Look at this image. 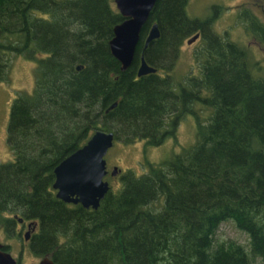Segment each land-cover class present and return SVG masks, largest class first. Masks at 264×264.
<instances>
[{"label":"trees","instance_id":"trees-1","mask_svg":"<svg viewBox=\"0 0 264 264\" xmlns=\"http://www.w3.org/2000/svg\"><path fill=\"white\" fill-rule=\"evenodd\" d=\"M189 0H157L131 66L109 40L125 17L114 0H0V81L12 61L36 62L35 84L14 99L8 125L13 159L0 162V219L36 221L31 250L56 264H254L264 259V65L248 45L190 17ZM248 32L264 44V22L244 8ZM240 13V14H241ZM145 51L160 71L139 75ZM197 32L200 73L173 74L184 40ZM82 65L77 68V65ZM118 104L110 108V105ZM197 103L209 109L201 118ZM197 119L194 143L148 170L127 169L97 208L66 202L54 169L98 128L116 139L159 145L182 119ZM234 220L247 244L217 239Z\"/></svg>","mask_w":264,"mask_h":264},{"label":"rangeland","instance_id":"rangeland-1","mask_svg":"<svg viewBox=\"0 0 264 264\" xmlns=\"http://www.w3.org/2000/svg\"><path fill=\"white\" fill-rule=\"evenodd\" d=\"M245 7L251 9L264 22V0H189L186 9L190 17L204 18L212 15L214 17L213 28L219 34L228 36L240 44L248 45L252 53V62L264 65V44L248 32L243 12L241 13ZM191 36L185 38L174 62L172 71L176 80H182L184 76L191 73L193 75L200 73L196 51L202 45L203 40L199 37L193 43H189L187 40ZM35 69L34 60L17 56L12 61L9 78L0 81V162L10 161L14 157L8 142L11 106L21 90H32L36 78ZM196 105L201 118L205 119L210 112L209 109L202 103ZM123 136L122 139L115 140L106 154L109 168L106 179L115 187L120 185L121 172L133 169L137 174H141L148 170V161L159 163L172 157L183 147L194 143L197 136V119L193 114L186 115L180 122L176 133L167 137L159 145H150L146 139L142 138L133 142H125ZM115 165L121 168L116 175L111 173ZM6 224L11 226L10 223L0 219V242L10 245L9 250L20 259V264L37 262L41 256L31 250L30 241L13 233L10 227H6ZM216 237L219 240L233 238L245 244L249 241L247 231L239 228L231 219L220 224ZM254 264H264V259L258 258Z\"/></svg>","mask_w":264,"mask_h":264},{"label":"water","instance_id":"water-1","mask_svg":"<svg viewBox=\"0 0 264 264\" xmlns=\"http://www.w3.org/2000/svg\"><path fill=\"white\" fill-rule=\"evenodd\" d=\"M124 19L114 26V35L109 40L112 54L121 62V69L125 71L134 61L137 46L141 38V31L149 19L157 0H114ZM161 34L158 22H154L147 34L141 53L138 74L143 75L156 72L157 66L149 63L145 51L150 42ZM200 36V32L192 35L187 41L192 43ZM82 65H77L81 68ZM113 102L110 108L115 107ZM116 140L115 132L105 128H98L82 146L63 158L55 167V181L53 187L56 195L66 202L81 203L86 207L97 208L101 199L111 188L106 179L109 172L106 154ZM121 168L114 166L112 174L116 175ZM23 221V217H18ZM29 226L35 229L37 222L32 220ZM31 231L25 232L24 239H30ZM6 244L0 242V264H20L18 259L7 249ZM31 264H56L50 254H45L37 262Z\"/></svg>","mask_w":264,"mask_h":264},{"label":"flooded vegetation","instance_id":"flooded-vegetation-1","mask_svg":"<svg viewBox=\"0 0 264 264\" xmlns=\"http://www.w3.org/2000/svg\"><path fill=\"white\" fill-rule=\"evenodd\" d=\"M199 37H202V34H201V32H200V36ZM198 37V38H199ZM197 38V39H198ZM196 39V40H197ZM195 40V41H196ZM260 41V40H259ZM194 42V41H193ZM192 42V43H193ZM261 42V41H260ZM262 43V42H261ZM198 50V49H197ZM159 70L158 71H160L161 70V68H158ZM193 71V70H192ZM191 76H194L193 75V73H191V74H189V75H187V76H184L185 78L186 77H191ZM112 172V171H111ZM120 172V171H119ZM118 172V173H119ZM109 173V172H108ZM108 173H107V175H108ZM106 175V176H107ZM7 216H9V217H12V218H15V220L13 221V223L11 224V226H7V224H6V227H10L11 229H12V231H13V233H17L18 235H21L22 237H23V239H24V235H25V232L26 231H28V230H30L31 231V236H32V233L35 231V229L37 228V226H36V228L34 229L33 228V226H29V220H25L24 218H23V221H20L19 220V218L18 217H21V216H19L18 214H16V213H14V212H7ZM38 225V224H37ZM24 240H31V237H30V239H24ZM4 244H6V243H4ZM9 247H10V245L9 244H6L5 245V249H7V250H9ZM10 251V250H9ZM11 252V251H10ZM12 253V252H11ZM13 254V253H12ZM17 258V257H16ZM18 259V261H19V263H20V259L19 258H17Z\"/></svg>","mask_w":264,"mask_h":264}]
</instances>
